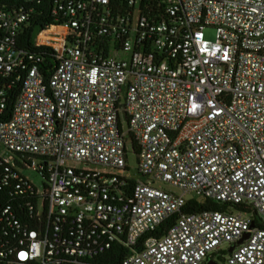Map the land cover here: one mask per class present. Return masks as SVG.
Returning <instances> with one entry per match:
<instances>
[{"label":"built area","instance_id":"built-area-1","mask_svg":"<svg viewBox=\"0 0 264 264\" xmlns=\"http://www.w3.org/2000/svg\"><path fill=\"white\" fill-rule=\"evenodd\" d=\"M0 2V159L36 194L2 210L0 264H264V0Z\"/></svg>","mask_w":264,"mask_h":264},{"label":"trees","instance_id":"trees-1","mask_svg":"<svg viewBox=\"0 0 264 264\" xmlns=\"http://www.w3.org/2000/svg\"><path fill=\"white\" fill-rule=\"evenodd\" d=\"M44 7L46 9H50L53 4V0H42ZM1 4V2H0ZM40 25L38 24V27ZM37 27L33 29H26V39L25 45L26 47H29L32 45V38L34 35L35 30ZM37 51L38 55H42L40 49H35ZM13 79H10L11 82ZM2 84H7L6 80H0ZM11 94V100L9 102V107L6 112V114L2 117H0V121L9 120V118L12 115V101L20 94V85L17 84V87L10 93ZM137 152V151H136ZM8 165L5 164L0 159V217L1 212L5 207H10L15 214H17L19 217H25V214L27 213V204H34L36 202V194L35 191H32L28 187V181H26L25 177L21 176L23 178V182H21V179L13 178L12 175L14 173H18L16 169H12L11 172L7 171ZM10 175L9 178L7 176ZM24 182L27 184H24ZM20 185V189L17 188V186ZM235 209L239 212H247V209L243 206H236V205H230V204H220L216 203L209 199H195L190 198L187 201V204L184 208V212L186 214H196L201 213L205 211H231L232 209ZM254 224L256 228H263L264 229V222L255 215L254 216ZM177 216H172L168 219H166L157 229L156 232H154L152 235L158 239H161L167 235L169 230L174 226L176 223ZM149 236V235H147ZM145 236L140 242L137 247L138 251H141L144 247V241L146 240ZM129 253H131L130 250L125 249L124 247L120 245H115L113 249L108 252V254L104 255L100 258L103 262H115L119 263L124 257H126ZM228 253V252H227ZM224 255V254H223ZM226 255V254H225ZM215 260V257H213ZM224 259V258H222Z\"/></svg>","mask_w":264,"mask_h":264},{"label":"rangeland","instance_id":"rangeland-1","mask_svg":"<svg viewBox=\"0 0 264 264\" xmlns=\"http://www.w3.org/2000/svg\"><path fill=\"white\" fill-rule=\"evenodd\" d=\"M206 35L209 39H213L214 37V32L212 30H207L206 31ZM6 154V151L3 147L2 144H0V155L3 156ZM129 166L132 170L133 173H136V169H137V160H136V155H131L130 158H129ZM98 169H103L102 167H97ZM25 176H27L31 183L38 189V190H42V184H43V181L42 179L34 172V171H31V170H27L26 172H24ZM156 187H159V188H162L166 191H174V192H180L178 191L177 189L175 188H172L170 187L168 184L166 183H157L156 184ZM191 195H188V197H190ZM233 212H236L235 209L231 208ZM229 247L228 246H224L223 247V254L225 256H228V251ZM215 261L219 264H226V260L225 259H222V256L219 255V253L216 254L215 256Z\"/></svg>","mask_w":264,"mask_h":264},{"label":"water","instance_id":"water-1","mask_svg":"<svg viewBox=\"0 0 264 264\" xmlns=\"http://www.w3.org/2000/svg\"><path fill=\"white\" fill-rule=\"evenodd\" d=\"M255 227L254 222L252 223V228ZM249 238V235H245L238 243L237 245L243 244L245 240H247ZM237 245H232L229 249H228V254L232 253L234 251V249L236 248ZM206 264H219L217 263L215 260L210 259Z\"/></svg>","mask_w":264,"mask_h":264}]
</instances>
